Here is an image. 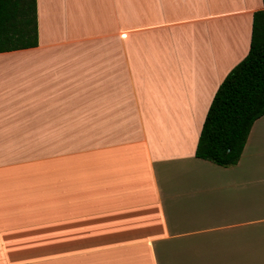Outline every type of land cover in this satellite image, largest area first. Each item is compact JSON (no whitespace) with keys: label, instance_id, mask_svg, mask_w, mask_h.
I'll use <instances>...</instances> for the list:
<instances>
[{"label":"crops","instance_id":"crops-1","mask_svg":"<svg viewBox=\"0 0 264 264\" xmlns=\"http://www.w3.org/2000/svg\"><path fill=\"white\" fill-rule=\"evenodd\" d=\"M262 0H36L0 52V264H264V114L195 156Z\"/></svg>","mask_w":264,"mask_h":264},{"label":"trees","instance_id":"trees-1","mask_svg":"<svg viewBox=\"0 0 264 264\" xmlns=\"http://www.w3.org/2000/svg\"><path fill=\"white\" fill-rule=\"evenodd\" d=\"M255 10L249 49L214 92L195 156L237 162L253 121L264 114V0ZM37 45L36 0H0V52Z\"/></svg>","mask_w":264,"mask_h":264}]
</instances>
